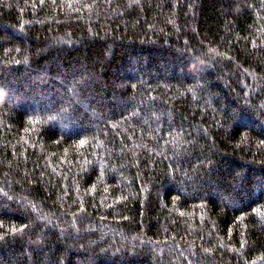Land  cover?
Segmentation results:
<instances>
[{
	"label": "trees",
	"instance_id": "16d2710c",
	"mask_svg": "<svg viewBox=\"0 0 264 264\" xmlns=\"http://www.w3.org/2000/svg\"><path fill=\"white\" fill-rule=\"evenodd\" d=\"M0 264H264V0H0Z\"/></svg>",
	"mask_w": 264,
	"mask_h": 264
}]
</instances>
